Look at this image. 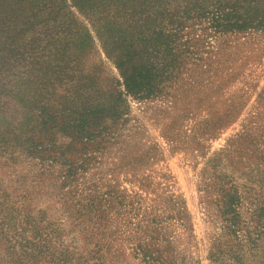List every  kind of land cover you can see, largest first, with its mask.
I'll return each instance as SVG.
<instances>
[{"label": "rangeland", "instance_id": "rangeland-1", "mask_svg": "<svg viewBox=\"0 0 264 264\" xmlns=\"http://www.w3.org/2000/svg\"><path fill=\"white\" fill-rule=\"evenodd\" d=\"M198 43L199 66L182 74L195 87L177 99L128 98L126 114L95 149L0 161V264H144L135 248L150 240L148 218L165 228L149 247L157 264H264V216L253 217L257 204L264 207V32ZM99 53L118 76L113 56ZM216 115L223 129L200 135L202 121ZM238 135L247 192L239 242L221 232L199 191L206 160ZM173 200L184 201L191 232L173 219ZM219 241L227 242L218 249L224 256Z\"/></svg>", "mask_w": 264, "mask_h": 264}, {"label": "trees", "instance_id": "trees-1", "mask_svg": "<svg viewBox=\"0 0 264 264\" xmlns=\"http://www.w3.org/2000/svg\"><path fill=\"white\" fill-rule=\"evenodd\" d=\"M248 30L264 32V0H0V161L95 149L126 114L128 98L177 99L184 87H195L182 74L189 64L199 66L198 42ZM99 49L113 56L118 76ZM223 119H204L200 135L213 130L215 137ZM243 138L206 160L199 190L221 232L237 242L247 194L238 174ZM171 207L178 226L191 232L184 201ZM263 216L257 204L253 217ZM147 222L150 240L135 250L144 264H157L149 247L165 228L161 219ZM168 241L166 249L174 244ZM226 245H215L218 255Z\"/></svg>", "mask_w": 264, "mask_h": 264}]
</instances>
